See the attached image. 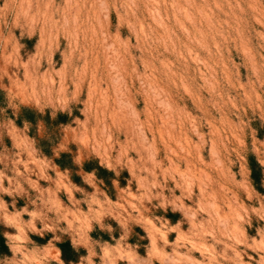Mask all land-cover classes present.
Segmentation results:
<instances>
[{"label":"rangeland","instance_id":"374dc122","mask_svg":"<svg viewBox=\"0 0 264 264\" xmlns=\"http://www.w3.org/2000/svg\"><path fill=\"white\" fill-rule=\"evenodd\" d=\"M0 90V264H264V0H0Z\"/></svg>","mask_w":264,"mask_h":264},{"label":"trees","instance_id":"16d2710c","mask_svg":"<svg viewBox=\"0 0 264 264\" xmlns=\"http://www.w3.org/2000/svg\"><path fill=\"white\" fill-rule=\"evenodd\" d=\"M2 96L3 92L0 90V97ZM11 118L17 126H23L25 124L36 126L37 124L41 123L44 128H46L49 138H52L54 136V133L59 125L67 122L66 115L59 114L55 119H51L48 113L42 116L39 112L28 107H21L18 110L17 115H12ZM30 135L36 139V141L38 142V147L43 152V154L51 157V151L44 150V148L40 146L42 142H47L48 136L46 135L47 138L44 139V137H37L32 133ZM52 160L53 163L59 168V170L67 171L69 173L71 181L77 185H82V174L90 173L95 176L101 188H103L107 192L113 191L114 182H118L120 186H123L122 180L119 177H116L113 171H110L99 165L97 159H84L81 162V165H77L74 163V158L71 152H61L57 157L52 158ZM248 166L250 170V179L253 186L258 191H261L262 170L254 156L248 157ZM125 175L127 176V173H125ZM171 217H173V215H171ZM102 235L104 240L110 239L107 234L103 233ZM116 236L118 235L116 234ZM92 237H94V234H92ZM35 239L42 244H44L46 241V238L41 239L36 237ZM130 243L135 244L132 238L130 240ZM143 243L145 244L146 240H143ZM55 245L60 252V259L64 264H76L79 262L80 258L85 255V250L73 247L68 238H63ZM9 254L10 252L6 244V240L0 231V255Z\"/></svg>","mask_w":264,"mask_h":264}]
</instances>
